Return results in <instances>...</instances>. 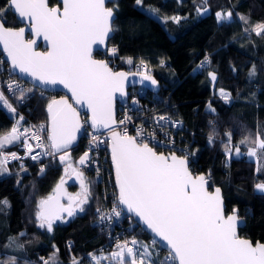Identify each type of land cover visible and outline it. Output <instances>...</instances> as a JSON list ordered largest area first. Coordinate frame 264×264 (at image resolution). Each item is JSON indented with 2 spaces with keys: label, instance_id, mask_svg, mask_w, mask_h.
<instances>
[{
  "label": "trees",
  "instance_id": "1",
  "mask_svg": "<svg viewBox=\"0 0 264 264\" xmlns=\"http://www.w3.org/2000/svg\"><path fill=\"white\" fill-rule=\"evenodd\" d=\"M48 2L58 4L57 0ZM6 4L7 0H0V8ZM107 5L116 14L108 46L117 50V67L125 68L129 58L145 61L150 69L142 72L152 74L160 84L157 94H151L155 104L180 121V132L192 142L191 172L205 174L210 187L221 188L225 212L237 210L245 220L240 235L252 242H264V191L255 187L264 183V151L258 150L253 159L246 153L256 146L257 134L264 138V34L257 35L253 30L264 23V0H143L142 5L136 0H113ZM149 8L158 11L152 15L145 11ZM198 8L208 11L200 15ZM218 11H231V20L218 22ZM173 16L181 19H165ZM6 20V26H20L11 11L6 13ZM98 54L94 52L93 56L100 58ZM203 57L209 62L193 72ZM253 66L256 74L249 76ZM209 73H215L214 81ZM219 89L231 94L230 102L224 101ZM54 97L35 93L27 101L26 113L35 121H47V104ZM15 123V114L0 102V134ZM226 133H231L230 144ZM245 139L248 142L241 144ZM226 146L232 148L231 156L226 154ZM237 146L240 156L234 155ZM13 147L6 145L4 149ZM84 147L80 140L65 161L60 155L43 173L34 164L18 172H12L16 167L11 165L7 172L0 173V201H7V205L0 204V261L4 264H11L12 257L17 264H43L50 258L53 264H72L73 257L87 264L85 255L106 243L107 232L94 225L100 187L91 172L82 171L90 188L83 212L55 222L51 232L40 228L35 217L39 201L52 194L69 164L77 170L74 162L82 156ZM67 189L71 194L79 190L75 184L67 185ZM129 218L130 230L148 238L136 220Z\"/></svg>",
  "mask_w": 264,
  "mask_h": 264
},
{
  "label": "snow or ice",
  "instance_id": "2",
  "mask_svg": "<svg viewBox=\"0 0 264 264\" xmlns=\"http://www.w3.org/2000/svg\"><path fill=\"white\" fill-rule=\"evenodd\" d=\"M136 4L142 5L143 0H136ZM8 11L21 18V21L27 19L31 32L37 37L42 35L48 41L50 50L35 51L33 46L36 40L25 39V27H6ZM145 11L155 15L158 10L149 8ZM197 11L206 13L208 9L198 8ZM115 18L114 8L107 7L106 0H62V8L50 7L47 0H7L5 7L0 8V44L10 60L9 75L18 70L39 84L63 85L69 89L77 104L90 111L89 119L93 129H109L112 141L111 159L119 190L118 203L125 205L130 213H135L164 242V247L168 249L164 264H264V243L253 244L238 236L237 228L242 221L238 219L235 210L233 214L224 215L220 188L209 192L205 176H193L189 170L187 156L158 154L147 142H143L147 137L142 131L138 130L137 136H129L126 130L121 134L111 127L116 124L113 114L114 94H123L128 73L114 72L104 60L93 59L92 46L103 44L114 31ZM216 18L218 22L230 21L232 12L218 11ZM165 19L179 22L181 18L173 16ZM240 19L246 21L243 16ZM253 30L257 35L264 34V23L255 25ZM111 51L115 53L117 50L113 48ZM127 62L131 64L132 59L129 58ZM208 62V57H205L200 67L203 68ZM3 63L0 61V65ZM255 74L253 66L249 76ZM141 75L153 85L157 84L152 76ZM209 75L213 81L216 79L215 73ZM7 87L15 91L16 82H8ZM19 91V99L22 101L33 89L21 88ZM220 95L225 102H230V93L221 90ZM0 102L12 112L16 111L8 103L3 91H0ZM46 111L50 121L46 129L49 141L47 146L42 142L38 131L26 128L24 132H20L18 125L24 119L22 116L17 121V126L0 135V173L7 172L4 165L9 159H22L16 152L5 154V146L20 141L24 133L29 131L31 137L38 141L36 148L42 150L32 155V145L25 140L26 155H30L31 159L37 160L41 155L54 156L60 152L65 153L60 156V160L63 162L67 159V151L83 127L79 112L66 97L52 99L47 104ZM166 119L160 116L157 123L163 127ZM120 123L124 124L125 121L121 120ZM39 129L45 130L44 125H40ZM225 136L230 144L231 133H226ZM96 140L94 135L92 142ZM212 142L213 137L209 136V143ZM247 142V139L240 141L241 144ZM255 144V147H250L247 151L249 157H256L258 150L264 151V138L259 134ZM225 152L231 156L232 148L226 146ZM235 155H241L238 146L235 148ZM87 158L86 152L79 164H85ZM67 170L66 168L65 171ZM40 171L43 173L44 168ZM75 175L80 180L81 191L69 195L66 205L60 201V197L65 194L63 177L53 193L39 201L35 217L40 228L46 227L51 232L55 221L65 219L62 213L73 217L77 212L85 210L83 205L88 202L90 188L85 183L82 172H75ZM255 187L264 191V183ZM0 204L7 205V201H0ZM112 214L121 215L115 207ZM110 218L101 214V220ZM131 243L136 245L138 242L133 240ZM155 243L153 240V245ZM116 247L119 251L112 252L110 256L118 264H152V253L148 245H143V251L130 247L127 241ZM89 255L99 264L96 256ZM0 264L4 262L0 261ZM11 264H17L15 257L11 258ZM43 264H53L52 258L44 260ZM72 264L81 262L73 257Z\"/></svg>",
  "mask_w": 264,
  "mask_h": 264
},
{
  "label": "built area",
  "instance_id": "3",
  "mask_svg": "<svg viewBox=\"0 0 264 264\" xmlns=\"http://www.w3.org/2000/svg\"><path fill=\"white\" fill-rule=\"evenodd\" d=\"M113 48L114 47H108L107 53L105 55L99 53L98 56L105 59L112 70L116 71L120 70V68L117 67V63L115 62L116 53L111 51ZM127 60L125 63V68H122L123 70L142 72L145 69H150L147 68L145 61L142 59L132 60L131 64H129ZM204 60L205 57L201 58L194 65L193 72H198L202 69L200 65ZM0 61L4 62L2 65H0V91H3L8 103L16 110L13 112L15 114L16 126L17 121L22 116L24 119L21 120L18 125L20 132H24V129L26 128L31 129L32 131H38L42 138V142L47 146L49 143L47 140L48 131L46 130L48 129L47 121H35L26 113V110H28V99L37 92H46L15 74L10 76L8 63L1 51ZM141 61H143V65H141ZM161 66H164V64L161 63ZM10 81L16 82L15 91L8 89L7 84ZM21 88L25 90L33 89V91L28 93L26 98L22 101L19 99V89ZM151 94L156 95L157 93H151L146 88L141 86L131 87L129 89L127 98L117 104L115 129L121 134H124L126 130L129 136H137L138 130L142 131L147 137V139L143 140V142H147L149 146H151L157 152L176 153L181 157L187 156V158L190 159L192 154V142H189L184 137L183 133L180 132V121L163 113L161 109L155 104V97H152ZM166 105L167 101L164 102L163 108L166 107ZM78 112L81 124L83 125V132L80 140H83L85 146L82 156H84V154L87 152L88 158L85 164L81 165L79 164L78 157L74 162V166L77 170L91 172L94 175L96 181L99 183L100 207L99 211L97 212L94 225L107 232L106 243L103 246H100L97 250L89 251L85 255L87 264H96V262L91 259L89 254L96 256L99 259V264H105L109 261L113 262L114 260L111 259L110 254L114 251H119V249L116 247L117 244L124 243L125 241L128 242L130 247H133L138 251H143V245H148L149 251L152 253V264L164 263L165 258L168 256V251L164 250L158 241L153 237L149 236L146 238L142 235L135 234L130 230V226L127 224L130 220V216H125L126 213L122 210L117 200L118 195L114 181V172L111 167L110 159L107 155L108 150L106 133L91 128L87 113L81 110ZM160 116L167 118L163 122V127L157 123ZM121 120H124L125 123L121 124ZM85 121H87V123H85ZM169 121L178 123H169ZM40 125H44L45 130H40ZM94 135L97 137L96 142H92V137ZM139 139L140 138H138V140ZM25 140H27V142L32 145V155H35L36 152L42 151L41 149L36 148L38 141L31 137V131L24 133V135L21 137V140L14 143V147L12 149H3L5 154L16 152L17 155L22 158L19 160L9 159L6 167L10 168L11 165L16 167L12 172L23 170L31 164L38 165L40 169L45 168L60 156L59 153L54 156L41 155L39 159L33 160L31 159L30 155H26L27 149L24 147ZM22 165L23 167H21ZM206 179L208 180L207 176ZM114 207L116 208V211L121 213L120 216H115L112 214ZM101 214L105 215L106 217L110 216L111 218L101 220ZM133 240H136L138 243L136 245H132L131 241ZM153 240L156 241L155 245H153ZM68 245H71V243L69 242ZM107 254L108 256H106ZM76 259L78 260L79 258Z\"/></svg>",
  "mask_w": 264,
  "mask_h": 264
},
{
  "label": "water",
  "instance_id": "4",
  "mask_svg": "<svg viewBox=\"0 0 264 264\" xmlns=\"http://www.w3.org/2000/svg\"><path fill=\"white\" fill-rule=\"evenodd\" d=\"M47 2H48V0H47ZM57 2H58V4H55V5H50L49 2H48V5H49L50 7H57V6H59V7L62 8V0H57ZM111 2H113V0H106V6H107V7H110V6H108L107 4H108V3H111ZM14 16H15V18L17 19V21L20 23V26H18V27H14V28H17V29H18V28H20V27H25V39H26V40H33V39L36 40V44L33 46L35 51H37V52H47V51L50 50V45H49L48 41H46V40L43 38L42 35L39 36V37H37L34 33L31 32V29L27 26V25H28V21H27V19H24L23 21H21V18H19L17 15L14 14ZM114 16H116L115 11H114ZM6 27H9V26H6ZM113 33H114V31H113L112 33L109 34V37L105 39V41H104L103 44H99V45L94 44V45L92 46V58H93V59H95V60H104V61H105V59H103V58H96V57H94L93 54H94V52L101 53V54H103V55H105V54L107 53V49H108V47H109V46H108V40L113 36ZM0 51L3 53V55H4V57H5V60L7 61L8 66H9V69H10V67H11V65H10V60H9V58H8V56H7V53L4 51V48H3V45H2V44H0ZM105 62H106V61H105ZM108 65H109V64H108ZM109 67H110V66H109ZM110 68H111V67H110ZM114 72H125V73H128L127 79H126V81L124 82V92H123V94H121V93H119V92H117V93L114 94V101H113V114H114V119H115V121H116V115H117V104H118L119 102L124 101V100L127 98L128 94H129V89H130L131 87L141 86V87L146 88V89H147L148 91H150L151 93H157V92L159 91V89H160V84H159L158 80H157L152 74L147 73V72L126 71V70H123V69L116 70V71H114ZM141 73H143L144 75H150V76H152L153 79H155V80L157 81V84H156V85H153V84L151 83V81H149V80H147V79H144V76L141 75ZM13 74H15V75H17V76H19V77H21V78H23V79H25V80L31 82L32 84L36 85V86L39 87L41 90H43L44 92L55 95V97H54L53 99L59 100V99H61V97H66V98L68 99V102H69L70 104H72V106H73L74 108H76L77 111H79V110L84 111L85 113H87V115H88V119L90 118V115H91L90 111L87 110L86 107L82 106L81 104H77V103L75 102V99L72 97V94H71V92L69 91V89L65 88L63 85H61V84H56V85H42V84H39L38 81L33 80V79H32L30 76H28L27 74L20 73L18 70L14 71ZM79 118H80V116H79ZM80 122H81V120H80ZM47 124H48V127H49V125H50V121H49V119H48V113H47ZM89 125H90V127H91L90 119H89ZM115 126H116V124L113 125V126H111V127H114V129H115ZM91 128H92V127H91ZM95 130L106 133V136H107V148H108V153H109V159H110L111 167H112L113 172H114V181H115V186H116L117 195H118V191H119V190H118V186L116 185L115 169H114V165H113V163H112V159H111V144H112V141H111V137H110V131H109V129H106V128H99V129H95ZM115 130H116V129H115ZM116 131H117V130H116ZM82 132H83V127H82V129L77 133V139H76V141H74L73 144L69 147V149H68V151H67V156H68L70 150H71L74 146H76V145L79 143V141H80V139H81V136H82ZM149 147H151V146H149ZM154 150H155V149H154ZM155 151H156V150H155ZM156 152H157V151H156ZM157 153H158V154H159V153H163V154H165V155L172 154V153H168V152H157ZM59 154H60V155H64L65 153H64V152H60ZM174 154H175L176 156H178V157H181V156L177 155L176 153H174ZM190 164H191V160L188 159V167H189V170H190ZM190 171H191V170H190ZM75 172H79V171L75 170ZM75 172H74V171H72V172H70V173H68V171H67V172H66V171L64 172L63 179H64L65 183H64V185H63V188H64V192H65V194L62 195V196L60 197V201H61V203L65 204V205L68 203V196H69V195H75V194H71V193L68 192L67 185H69V184H75V185L78 186L79 190L81 191L80 180L76 178ZM192 174H193V173H192ZM197 175H204V176H205V174H203V173H201V174H196V175L193 174V176H197ZM205 178H206V176H205ZM60 180H61V179H60ZM60 180L57 182V184L60 182ZM206 180H207V179H206ZM57 184H56V185H57ZM56 185H55V187H56ZM206 187H207V190H208L209 192H214L216 188H220V187H218V186L210 187L208 180H207V185H206ZM220 190H221V188H220ZM52 193H53V192H52ZM221 197H222V200H223V210H224V215L227 216V215L233 214V211H234V210H233L232 212H230V213H226V212H225V202H224V198H223L222 190H221ZM119 205H120V207L122 208V210H123L127 215L133 217V218L136 220V222H137V223L143 228V230H144L149 236H151V237H153L155 240H157L158 243L160 244V246H161L164 250L168 251V249H166V248L164 247V242H161V241H160V238H159V237H156L155 234H154L150 229L147 228V226L144 224V222H143V221H142V220H141V219H140L135 213H130V212L127 210V207H126L125 205H121V204H119ZM235 214L238 216V212H237V210H235ZM62 215H63L64 217H67V214H66V213H62ZM238 219H239L240 221H242V224L239 225L238 228H237L238 236H239L241 239H248V238H245L244 236L240 235V229L244 227V225H245V220H244L243 218H240L239 216H238ZM58 221H59V220H57V221H55V222H58ZM248 240H250V239H248ZM250 241H251V240H250ZM256 242H259V241H255V242H253V244H255ZM260 243H264V242H260ZM176 264H178V262H176Z\"/></svg>",
  "mask_w": 264,
  "mask_h": 264
},
{
  "label": "rangeland",
  "instance_id": "5",
  "mask_svg": "<svg viewBox=\"0 0 264 264\" xmlns=\"http://www.w3.org/2000/svg\"><path fill=\"white\" fill-rule=\"evenodd\" d=\"M206 13H207V12H206ZM199 14H200V15H203V14H205V13H200V12H199ZM109 52H110V50H109ZM221 90H222V89H219V90H218V93H219V94H220ZM223 91H225V90H223ZM225 92H227V91H225ZM222 98H223V97H222ZM13 126H16V123H15ZM11 129H12V128H11ZM11 129L8 130L7 132H10ZM7 132H5V133H7ZM5 133H2V134H5ZM2 134H0V135H2ZM249 148H250V147H249ZM249 148H248V149H249ZM248 149L246 150V153H247ZM240 152H241V151H240ZM241 153H242V152H241ZM234 155H235V153H234ZM235 156H237V155H235ZM239 156H240V155H239ZM81 157H82V156L79 157V160H80ZM248 157H249V156H248ZM249 158H250V159H253L254 157H249ZM72 171H73V170H72V167L68 168V173H70V172H72ZM64 172H65V171H63V174H62L61 177L64 176ZM81 172H82V171H81ZM78 192H80V190H78L76 193H78ZM77 213H80V212H77ZM59 221L62 222V221H65V219H64V220H59ZM54 223H55V222H54ZM115 264H118V261H116Z\"/></svg>",
  "mask_w": 264,
  "mask_h": 264
},
{
  "label": "crops",
  "instance_id": "6",
  "mask_svg": "<svg viewBox=\"0 0 264 264\" xmlns=\"http://www.w3.org/2000/svg\"><path fill=\"white\" fill-rule=\"evenodd\" d=\"M4 167L7 168L6 165H4ZM7 171H8V169H7Z\"/></svg>",
  "mask_w": 264,
  "mask_h": 264
},
{
  "label": "flooded vegetation",
  "instance_id": "7",
  "mask_svg": "<svg viewBox=\"0 0 264 264\" xmlns=\"http://www.w3.org/2000/svg\"><path fill=\"white\" fill-rule=\"evenodd\" d=\"M68 171V170H67Z\"/></svg>",
  "mask_w": 264,
  "mask_h": 264
}]
</instances>
